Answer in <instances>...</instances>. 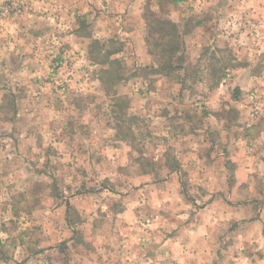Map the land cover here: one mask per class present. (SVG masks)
<instances>
[{"label":"rangeland","instance_id":"rangeland-1","mask_svg":"<svg viewBox=\"0 0 264 264\" xmlns=\"http://www.w3.org/2000/svg\"><path fill=\"white\" fill-rule=\"evenodd\" d=\"M165 19L178 25L184 52V68L168 75L149 69L163 59L161 47L146 41ZM178 100H187L196 117L219 121L211 136L218 150L234 137V150L243 152L237 138L250 123L264 160V0H0V220L29 218L25 238L17 220L10 224L5 240L22 243L12 250L0 241L2 261L68 264L69 253L76 258L84 249L101 253L103 263L126 226L128 262L139 264L136 248L172 228L170 213L163 207L166 217L159 218L152 206L159 196L160 203L177 201L167 174L176 162L167 157L185 151L177 140L184 130ZM258 163L250 195L264 196V162ZM226 176L229 183L247 177ZM182 177L189 204L170 212L194 219L200 211V220L219 225L204 206L219 193L221 175L206 176L207 184L200 178L205 194L196 206L189 200L197 194L192 176ZM233 188L230 197H243ZM229 226L204 240L213 249L210 262L264 264V226L242 222L236 237Z\"/></svg>","mask_w":264,"mask_h":264},{"label":"crops","instance_id":"crops-1","mask_svg":"<svg viewBox=\"0 0 264 264\" xmlns=\"http://www.w3.org/2000/svg\"><path fill=\"white\" fill-rule=\"evenodd\" d=\"M128 3H130V1ZM130 4H132L133 7L134 2ZM129 8L130 7H128V9ZM131 12L132 11H129L128 15H130ZM182 68H184V66ZM180 82V85L182 86V96L184 97L186 96L185 93L187 87H185V84L182 83V81ZM159 85L160 86L158 90H160L163 86L162 84ZM186 101L187 100H178L177 103H174L175 112L179 117L177 115L176 116L179 118L181 127H184L182 135L180 137H177V140H179V144H184L183 149L185 151H183L182 149H174L173 153H171V155L167 157L168 160H174L176 162L175 166L169 167L167 169V174L170 176L168 181L170 182V184H173V188H175V191H177V197L175 198L177 201L174 203V205L172 204V202H170L171 200H169V202L162 201L160 203V199L163 196H159L157 202H155L156 204H153L152 206L155 210L156 216L159 218L161 217L164 219L166 217L163 216L164 212L161 210L163 207V210L165 209L164 211H166V213H170V216H167V219L168 222H171L172 228L171 230H169L170 234H164L163 237L159 236L158 239V232H155L147 237L148 240L150 239L149 242L146 243V245H148L147 248H136L135 255L137 256L139 264H215V262L212 263L209 260L212 259V256L210 255L213 254V249L211 246H209L208 243H206L207 240H204L209 239L214 232L217 233L218 231H220L221 234V229L219 227L230 222V226L226 230L229 231L232 237H236L240 235L237 226L242 222L248 223L251 219V224H262V226H264V196H255L253 194L250 195L252 187L251 185L253 184L251 182V177L252 174H255L253 173L252 169L255 167V165L259 164L258 162H264L262 158L258 157L257 151L253 148L252 145L253 141L251 140V128H253V134H259V131L256 132V128L251 126L250 123H246L244 124V135H240V137L237 138L240 142L245 143L246 145L243 152L234 150V144L236 143V138L234 137L229 141V145L226 149L223 148L221 150H218L215 147L214 141L211 136L213 135V132H215V130H218V127H220L221 124H219V121L216 119H208L206 117L207 114L202 113L201 116L199 115V117H196V115H198L199 113L194 112V109L192 110L190 104H185L184 102ZM188 103H190V100H188ZM194 104L198 106L197 102ZM194 104L193 106H195ZM198 104L200 107L201 103ZM156 111L158 113L157 116L159 118H162V116L158 112V108L156 109ZM196 118L198 120H195ZM218 124L220 126H218ZM187 134L190 135L187 136ZM206 145H208V149L206 148ZM205 149L206 152L203 151ZM16 157L20 156L17 155ZM217 161L218 165L215 164V162ZM229 163H231V169H229V167L227 166V164L229 165ZM230 172H233L236 177L240 175L247 177L243 178L244 180L242 181L236 178L235 183L234 181L232 183H229V179L226 175ZM214 174L221 175V180L219 181L220 186L217 187V189H220V191L219 193H216V197L213 198L209 204L206 203L204 209L207 211L209 208H211V211L214 212L213 216L221 220V223L219 225L212 224L210 222H203L202 220H200L198 217L200 211L198 212V214L197 212H195L196 216L194 219H189V217H191V214L181 209L175 210V212L173 213L170 212V209H172V207L174 206H187L189 204V201L184 199L183 195L180 193V181L183 180L182 176H192V179L190 178L191 184L189 185H191L192 188L195 187V191L197 192V194H191L192 198L189 200L190 202H193L195 204L194 206H196L199 205L200 200L205 194V188H203L205 184H201V179L202 183L207 184L206 176L213 177ZM152 186L158 187V184L153 183ZM230 186L232 188L235 186L237 191H242L241 194H243V197L240 196V198H238V193L233 194L232 197H230V195L227 194V191L235 190L234 188L230 189ZM259 193L261 192L258 191V193L256 194ZM160 205H162L161 208ZM217 208H221V211H219ZM241 212L243 218H238L241 217L239 216ZM16 220V223L20 224L17 228V231H20L21 233L19 234V237L21 238V236H23V238H25L26 234L28 233L25 230V225L29 220L28 217L25 218L24 216H22V214L17 213L16 217H9L7 222H5V219L0 220V241L2 244H5V246H12V250H14V248L20 249L19 246L20 243H22L20 241L17 242L16 245L15 240L14 242L13 240L9 242L5 240L7 237H9L8 234L12 232L10 224H15ZM191 221L194 223L190 224L189 226V223ZM122 228L127 229V227L123 226L118 229V239L120 240V244L118 245L119 247L116 248L115 246H113V248L106 249L103 253V263L99 262L97 256L101 253L97 254L94 251V254L92 256V251H90L91 253L88 251V256L86 252H83L84 249H82L80 250L81 252H79V254L81 253V255L76 254V256L79 255L76 258L72 252L69 253L70 258L68 264H116V261L119 262V264H129L130 262H128V255L130 253L127 251L126 244V239L128 238L129 234L127 233V230L122 231ZM43 231L44 233H46L45 229H43ZM116 238L117 236H115L114 238L113 234V237L111 238L112 242H115ZM41 245L42 243H40V246H37L39 247V250H37L39 251V253L37 254H42V251H40ZM45 247H48V244H45ZM55 248L56 247H54L53 249ZM69 248H71V246ZM44 253H47L46 250L44 251ZM123 257H125L126 259H124ZM8 260L9 264H16L17 262L15 259L13 261H11L10 259ZM41 262L44 264V262H46V259H43V261ZM0 264H6L2 261L1 256Z\"/></svg>","mask_w":264,"mask_h":264},{"label":"trees","instance_id":"trees-1","mask_svg":"<svg viewBox=\"0 0 264 264\" xmlns=\"http://www.w3.org/2000/svg\"><path fill=\"white\" fill-rule=\"evenodd\" d=\"M152 15L153 13L151 12L149 14H145L147 17H152ZM160 24L161 28H158L157 36L154 37L151 34V36L149 35L146 41L147 43L152 44L153 47H161L160 59H163V62H159L157 67L150 66L149 69L155 70L156 72H163L164 74L168 75L172 71L182 68L184 61L183 42L180 41L181 33L178 30V25L175 22L170 19H165L160 20ZM147 26L149 27L150 24L147 23ZM152 51L154 50L151 49V52ZM108 54L109 53H106L105 56ZM223 68L224 66H222V69ZM219 79L220 76H216V80L218 81Z\"/></svg>","mask_w":264,"mask_h":264},{"label":"built area","instance_id":"built-area-1","mask_svg":"<svg viewBox=\"0 0 264 264\" xmlns=\"http://www.w3.org/2000/svg\"><path fill=\"white\" fill-rule=\"evenodd\" d=\"M249 99L253 100L254 99V96L249 94Z\"/></svg>","mask_w":264,"mask_h":264}]
</instances>
